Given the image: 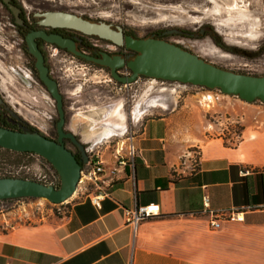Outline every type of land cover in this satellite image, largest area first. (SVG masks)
<instances>
[{"label":"crops","instance_id":"0c3cea01","mask_svg":"<svg viewBox=\"0 0 264 264\" xmlns=\"http://www.w3.org/2000/svg\"><path fill=\"white\" fill-rule=\"evenodd\" d=\"M193 97L181 107L157 100L151 106L162 113L136 111L133 126L124 119L119 128L91 127L85 139L95 142L134 131L140 154L118 173L100 209L71 198L58 217L0 231V264H264V104L233 102L200 116ZM235 114L242 120L236 144L208 135L222 123L204 117ZM195 151L200 166L193 171ZM106 162L116 169L113 151ZM150 204L159 205L160 216L134 233L125 211ZM221 210L242 212L244 221L212 230L209 212Z\"/></svg>","mask_w":264,"mask_h":264},{"label":"rangeland","instance_id":"374dc122","mask_svg":"<svg viewBox=\"0 0 264 264\" xmlns=\"http://www.w3.org/2000/svg\"><path fill=\"white\" fill-rule=\"evenodd\" d=\"M19 1L27 14L44 8L49 11L70 13L91 22H104L111 25L113 29L126 28L141 37L150 30L179 28L195 32L199 27L207 26L212 29L215 39L223 42L226 48L256 52L264 44V0ZM9 41L8 38L0 36V94L4 96L13 111L19 112V116L34 123L40 132L51 134L52 120L49 117L52 116L54 120L57 118L55 102L44 89L25 84L14 71L13 64H20L22 59L19 60L17 56L8 58V54L16 51L12 40ZM179 45L221 69L264 77V56L250 60L221 50L210 37H204L198 41H182ZM50 64L54 76L62 77L57 80L69 108L67 109V127L74 133L84 134L81 136L84 141L94 125L98 124L97 127H102L106 124L105 126L113 128L106 123V120L119 102L124 104L125 123L127 122L129 126L134 124L131 119L134 112L153 109L151 105L158 104L157 100L169 106L174 104L175 107H181L186 103L187 96L196 95L193 97L194 108L200 116L211 112L213 107L218 105H231L229 103L233 102L239 105L249 104L238 97L224 95L219 101L208 106L203 102L199 103L203 93L212 91L205 88L164 81L162 83L157 80L150 84L149 79L144 77H141L138 83L124 86L113 80L110 72L82 62L64 64L51 60ZM64 65H66L65 68H63ZM61 67L63 71L60 70ZM123 72V76H127L128 71L123 70ZM256 102L258 105L261 104L260 101L254 103ZM153 111V116L162 113L161 109H153ZM215 118V115L213 118L207 116L204 120L216 125L219 120L222 123V130L214 129L215 126H212L208 135L211 134V138L222 137L229 141L228 144H236L239 140L236 135L242 132L240 116L235 114L230 120ZM15 157L13 154L0 152V162H4L0 164V175L10 174L16 178L42 182V177L48 174L49 166L45 160L37 156H21L16 160ZM28 200L34 202L32 206L41 208L40 212L36 209L32 212L31 216L34 220L58 217L63 211V204L52 206L47 200Z\"/></svg>","mask_w":264,"mask_h":264},{"label":"water","instance_id":"95a60500","mask_svg":"<svg viewBox=\"0 0 264 264\" xmlns=\"http://www.w3.org/2000/svg\"><path fill=\"white\" fill-rule=\"evenodd\" d=\"M7 1V0H4ZM15 14L18 9L10 6ZM43 17L42 26L69 27L87 35H97L124 45L137 53L134 59L126 61L120 56L102 54V58L86 56L75 50L74 43L57 35L35 32L27 37L29 52L36 58V69L41 82L46 86L56 102L59 114L57 131L59 139L50 140L39 132L14 131L0 127V147L17 153H31L40 156L57 172L60 186H48L40 182L21 178H0V201L16 199H44L52 204L61 205L70 200L77 191L82 164L88 162L87 152L72 133H66L63 96L58 83L49 75L45 59L38 50L35 38H42L87 61H93L101 67L109 68L111 77L122 85H132L141 77L170 83H180L207 90H220L224 95L238 97L245 103L260 101L264 104V77H256L230 72L216 67L199 56L154 38L136 39L124 36L121 27L113 29L104 22H91L70 13L48 12ZM173 33H180L175 30ZM131 71L130 76H121L122 68ZM0 99V103H1ZM18 118L16 114L13 113ZM64 138L70 139L82 151V160L78 161L72 152L66 149Z\"/></svg>","mask_w":264,"mask_h":264},{"label":"flooded vegetation","instance_id":"af4514ba","mask_svg":"<svg viewBox=\"0 0 264 264\" xmlns=\"http://www.w3.org/2000/svg\"><path fill=\"white\" fill-rule=\"evenodd\" d=\"M10 6L18 9L19 13L15 14ZM0 36H4V38H8L12 40L16 51L15 53L11 52L8 54V58L12 59L13 57L17 56L22 59L20 64H13L14 71L21 77L22 81L25 84H29L31 87L34 85L39 86L41 89H44L49 96L51 97L49 91L47 90L46 86L41 82L39 72L36 69V58L29 52V47L27 43V37L35 32H45L47 35H57L64 39L70 40L74 43L75 50L79 53H82L89 57L94 58H102V54H108L112 57L120 56L124 58L126 61L134 59L137 55L136 52L128 50L124 45H119L116 42L102 38L97 35H87L84 34L76 29L69 28V27H52V26H42L40 21L43 17L39 16V14H44L48 12H60V11H49L48 9H37L38 12H33L27 14L25 12L23 4L19 0H0ZM65 13V12H63ZM84 19V18H83ZM117 28V27H116ZM115 28V29H116ZM179 31L180 33H173V31ZM123 35L130 36L136 39H147V38H154L158 40H164L167 43L173 44L175 46L181 47L184 49L183 46L179 45L182 41H190V40H200L204 37H210L214 39L215 43L221 50L231 52L233 54H237L243 56L244 58L252 59H259L264 56V44L260 46L259 50L256 52H247V51H238L236 49L226 48L223 42L218 39H215L212 29L204 26L199 27L196 29L195 32L179 29V28H165V29H158V30H150L144 37L139 36L137 33L132 32L126 28H122ZM178 40V41H177ZM10 42V41H9ZM35 43L37 45L38 50L41 52L45 59V66L49 69V75L52 79H54L59 86L60 93L62 96L64 95L60 89V83L57 78H62L61 76L56 77L53 74V69L51 68V60H56L58 62H63L64 64H74L77 62H82L84 64L97 67V68H105L107 72L111 71L109 68L101 67L98 64L94 63L93 61H87L86 59L76 56L73 53L69 52L66 49H63L55 44H50L46 42L42 38H35ZM4 46V44H2ZM7 47V45H6ZM10 50V49H9ZM187 51V50H186ZM190 52V51H189ZM192 53V52H191ZM198 56V55H197ZM200 57V56H199ZM12 63V61H10ZM66 65L63 66L65 68ZM61 67L60 70L63 71ZM123 70H127V76L131 75V71L124 67L118 71V73L123 76ZM114 80V79H113ZM0 122L1 124L5 125L6 127L11 128L14 131H30L33 132L36 130L46 138L57 141L59 139V134L57 131V123L59 122V114L56 107L57 118L54 120L52 116L49 117L51 119L52 127H51V134H45L39 131L37 126L32 123L31 121L22 118L19 116L18 111H13L9 106L8 102L5 100L4 96L0 94ZM63 103H64V111H65V126L64 130L66 133H72L77 141L82 144L84 150L88 153L89 147L95 142L93 140H83L81 136L84 134L82 133H74L68 127V118H67V109L68 106L66 105L67 102L65 101V97L63 96ZM14 114L18 116L15 117ZM10 129V130H11ZM31 132V131H30ZM64 145L66 149L73 153L75 158L78 161H81L82 151L78 146L73 144L70 139L64 138Z\"/></svg>","mask_w":264,"mask_h":264},{"label":"built area","instance_id":"2783aa9c","mask_svg":"<svg viewBox=\"0 0 264 264\" xmlns=\"http://www.w3.org/2000/svg\"><path fill=\"white\" fill-rule=\"evenodd\" d=\"M126 86V85H124ZM224 94L220 90L206 91L201 97V103L207 102L208 105L219 101ZM236 135V134H235ZM237 138L241 137L236 135ZM120 140V141H119ZM117 148L115 149V146ZM114 150V151H113ZM116 158V169L108 168L106 153L112 152ZM140 151L137 146V134L128 129L123 141L118 137H111L100 142H94L88 149V162L82 164L80 180L76 193L72 198H88L93 206L100 209L102 202L111 198V188L117 182V175L129 162H134ZM33 156V155H31ZM200 166V154L194 152L192 169L198 170ZM43 183L48 186L56 187L58 177L50 170L42 177ZM38 200V199H36ZM44 200V199H42ZM49 202V201H48ZM50 203V202H49ZM52 206L56 204L50 203ZM0 206V231H7L15 228L21 222H31L32 212L41 211L40 206L34 205L28 199L11 200L7 204ZM36 209V210H34ZM210 228L218 230L223 222H243L244 213L236 210L210 211ZM160 216V207L157 204L137 206L135 209L125 211V224L133 228L134 233L147 220Z\"/></svg>","mask_w":264,"mask_h":264},{"label":"trees","instance_id":"16d2710c","mask_svg":"<svg viewBox=\"0 0 264 264\" xmlns=\"http://www.w3.org/2000/svg\"><path fill=\"white\" fill-rule=\"evenodd\" d=\"M101 69H105V68H101ZM117 82V81H116ZM119 85H122L121 83H119V82H117ZM0 127H3V128H7V129H11V128H9V127H6L5 125H3V124H1V122H0ZM12 130V129H11ZM31 132H33L32 130H30ZM36 131V130H35ZM34 131V132H35ZM37 132V131H36ZM0 152H4V153H7V154H13L14 156H16L15 157V160L18 158V157H21V156H31V155H33V156H37V155H35V154H31V153H17V152H12V151H9V150H5V149H3V148H1L0 147ZM38 158H40V159H43V158H41L40 156H37ZM44 160V159H43ZM46 161V160H45ZM2 163H4V162H0V164H2ZM46 163L48 164V170H50V171H52L57 177H58V183H57V185H56V188H58L59 186H60V179H59V176H58V174H57V172L54 170V168L51 166V164H49V162H47L46 161ZM0 178H16L15 176H13V175H10V174H4V175H0ZM21 178V177H20ZM116 185V184H115ZM114 185V186H115ZM113 186V187H114ZM11 200H4V201H0V205L1 204H7V203H9Z\"/></svg>","mask_w":264,"mask_h":264},{"label":"bare ground","instance_id":"6f19581e","mask_svg":"<svg viewBox=\"0 0 264 264\" xmlns=\"http://www.w3.org/2000/svg\"><path fill=\"white\" fill-rule=\"evenodd\" d=\"M203 104L207 105L208 103L204 101ZM123 109H124L123 102L117 103V105L113 108L112 112H110L111 114H109V117L107 118L106 123H108L111 126L116 125V127L118 126V128H119V126L121 127V125L124 124V119H125V114L123 112ZM106 130H107V133H108V131H110L108 128ZM105 131H104V133H105ZM111 134H113V133H111Z\"/></svg>","mask_w":264,"mask_h":264}]
</instances>
